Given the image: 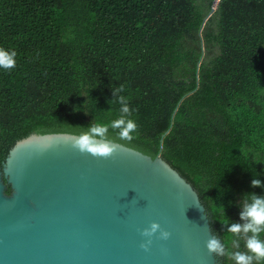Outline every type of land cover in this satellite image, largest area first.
<instances>
[{
    "label": "trees",
    "instance_id": "16d2710c",
    "mask_svg": "<svg viewBox=\"0 0 264 264\" xmlns=\"http://www.w3.org/2000/svg\"><path fill=\"white\" fill-rule=\"evenodd\" d=\"M0 47L1 172L19 140L110 124L123 96L137 128L107 138L161 155L246 251L224 222L264 195V0H0Z\"/></svg>",
    "mask_w": 264,
    "mask_h": 264
},
{
    "label": "water",
    "instance_id": "95a60500",
    "mask_svg": "<svg viewBox=\"0 0 264 264\" xmlns=\"http://www.w3.org/2000/svg\"><path fill=\"white\" fill-rule=\"evenodd\" d=\"M80 135L32 133L11 149L0 171V264H221L206 247L216 235L207 209L178 170L110 139L107 157L79 151ZM152 222L170 235L158 230L145 250Z\"/></svg>",
    "mask_w": 264,
    "mask_h": 264
},
{
    "label": "clouds",
    "instance_id": "9594fccd",
    "mask_svg": "<svg viewBox=\"0 0 264 264\" xmlns=\"http://www.w3.org/2000/svg\"><path fill=\"white\" fill-rule=\"evenodd\" d=\"M216 0V5H217ZM16 53L12 50L0 47V69L10 70L15 67ZM115 96L116 93L112 92ZM117 102L120 103V115L112 120L110 124L95 123L90 124L87 131L83 132L79 137L74 139V147L79 151L89 152L93 155L107 157L115 150V147L107 142L106 136L109 127L118 129V135L122 139L131 140L132 135L137 128L136 122L130 118V107L123 96L117 97ZM252 186H264V182L257 177L251 179ZM239 221L224 222L226 230L232 233L239 239L244 240L246 251H232L226 248L221 239L212 235L206 242V247L209 252L215 253L217 256H225L230 258L232 264H264V238L261 233H264V195H258L255 192L245 193L242 201L239 203ZM159 230V237L167 239L170 233L167 230L161 229L157 222H152L150 227L143 229L142 235L149 239L141 244L145 250L151 244V237ZM233 244L239 249L238 239L233 240Z\"/></svg>",
    "mask_w": 264,
    "mask_h": 264
},
{
    "label": "built area",
    "instance_id": "2783aa9c",
    "mask_svg": "<svg viewBox=\"0 0 264 264\" xmlns=\"http://www.w3.org/2000/svg\"><path fill=\"white\" fill-rule=\"evenodd\" d=\"M219 0H217V2H218Z\"/></svg>",
    "mask_w": 264,
    "mask_h": 264
}]
</instances>
